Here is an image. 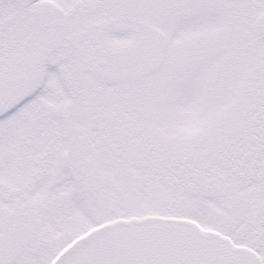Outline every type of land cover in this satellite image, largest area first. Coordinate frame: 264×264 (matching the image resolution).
I'll return each mask as SVG.
<instances>
[{
    "label": "snow or ice",
    "instance_id": "1",
    "mask_svg": "<svg viewBox=\"0 0 264 264\" xmlns=\"http://www.w3.org/2000/svg\"><path fill=\"white\" fill-rule=\"evenodd\" d=\"M0 264H264V0H0Z\"/></svg>",
    "mask_w": 264,
    "mask_h": 264
}]
</instances>
